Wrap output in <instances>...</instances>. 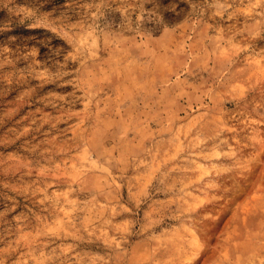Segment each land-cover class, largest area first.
I'll return each instance as SVG.
<instances>
[{"label":"rangeland","instance_id":"rangeland-1","mask_svg":"<svg viewBox=\"0 0 264 264\" xmlns=\"http://www.w3.org/2000/svg\"><path fill=\"white\" fill-rule=\"evenodd\" d=\"M0 264H264V0H0Z\"/></svg>","mask_w":264,"mask_h":264}]
</instances>
